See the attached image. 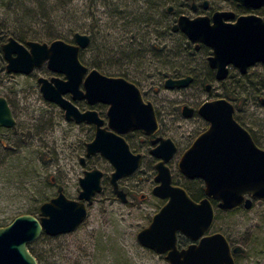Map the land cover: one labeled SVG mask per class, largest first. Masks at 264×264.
I'll return each instance as SVG.
<instances>
[{
    "label": "rangeland",
    "instance_id": "obj_1",
    "mask_svg": "<svg viewBox=\"0 0 264 264\" xmlns=\"http://www.w3.org/2000/svg\"><path fill=\"white\" fill-rule=\"evenodd\" d=\"M210 1L215 6L223 3ZM188 3L163 0L162 8L155 3L164 13L160 19L154 3L143 0H0V46L10 36L73 43L75 32L88 34L91 42L81 62L89 68L98 62L103 68L97 70L105 75L124 77L144 90L154 88L166 113V128L181 141L180 152L188 144L179 140L182 130L191 131L203 122L197 117L176 122L177 106L186 102L197 108L225 95L239 100V108L247 110L264 140V105L259 100L264 97V78L256 77L264 76V71L252 70L254 77L237 85L216 80L207 63L210 50H195L184 34L170 29L179 14L194 16ZM168 6L173 13L166 11ZM5 65L0 51V96L6 98L16 121L12 128H0V227L22 214L34 212L37 217L39 206L57 195L58 186L66 197L77 199L84 170L98 168L103 172L101 191L88 205L85 220L71 233L43 240L40 248L55 264H168L164 254H155L136 240L138 231L164 204L151 192L152 164L146 160L136 174L119 181L128 196L122 203L111 192L108 177L113 168L107 160L94 155L85 165L79 162L93 132L66 121L64 111L41 94L38 77L62 75L45 64L28 75L8 73ZM186 74L195 76L189 87H164L166 78ZM171 166L178 179L176 164ZM217 217L209 233L220 232L231 245L244 249L235 257L236 264H264V223H228L230 217ZM252 217L253 213L248 215ZM178 239L186 245V237L179 234Z\"/></svg>",
    "mask_w": 264,
    "mask_h": 264
},
{
    "label": "water",
    "instance_id": "obj_2",
    "mask_svg": "<svg viewBox=\"0 0 264 264\" xmlns=\"http://www.w3.org/2000/svg\"><path fill=\"white\" fill-rule=\"evenodd\" d=\"M235 1L247 7L264 4V0ZM171 8L168 7L169 10ZM228 17L229 14L224 12L194 18L181 14L171 27L172 32L181 31L190 42L201 43L211 49L207 63L215 70V78L219 81L226 77L229 64L245 72L248 66L256 62L264 63V21L251 15L239 17L235 23H227L224 20ZM73 38L74 43L54 39L49 43L27 40L23 44L10 36L1 45L5 70L28 75L45 64L50 71L63 75V79L40 76L37 81L43 98L63 109L66 121L101 123L98 119L90 118L96 115L95 112L81 113L72 101L64 98V94L69 93L73 100L86 98L91 104L99 101L108 103L109 126L118 133L133 129L150 132L151 128H155L152 107L142 101L135 84L121 76L102 74L96 68L88 69L80 61L79 54L80 50L89 46L90 37L75 32ZM192 80L190 75L168 77L164 87L183 89ZM82 82L84 93L79 88ZM208 88L209 85H206ZM182 113L189 116L191 109L185 106ZM198 113L210 122V127L183 153L178 169L187 178H201L205 183L206 197L197 203L182 187L172 184L166 161L175 148L172 142L165 140L151 150L154 156L161 158L155 164L154 181L157 184L152 192L167 200L152 216L150 223L138 231L136 240L141 247L158 255L164 254L168 264H236L233 254L242 253L244 249L235 246L231 250L226 237L220 232L207 234L214 218L208 197L218 199L219 207L223 209L240 205L244 192L264 199V150L256 149L246 131L238 127L233 120V105L224 98L204 101ZM15 125L6 98L0 96V127L11 128ZM236 132L239 135L234 138L232 134ZM233 149L238 150L235 161L226 158L227 151L232 156L230 151ZM85 151L86 156L99 153L112 164L114 170L110 184L116 198L122 203L127 202L126 193L119 188L118 181L139 169L140 155L130 153L118 134L101 128H97L94 138L86 143ZM83 161L84 158H80L81 164ZM234 163L240 167L236 173L229 170L226 176L225 166ZM101 176L99 169L85 170L79 178L81 189L77 199L66 197L62 187L58 186L57 195L39 206L37 217L22 214L0 227V264H38L28 249V243L36 241L42 233L55 237L75 231L87 216V205L101 191ZM233 188L240 190V194L231 193ZM248 202H245L246 206ZM178 234L191 243L179 249Z\"/></svg>",
    "mask_w": 264,
    "mask_h": 264
},
{
    "label": "flooded vegetation",
    "instance_id": "obj_3",
    "mask_svg": "<svg viewBox=\"0 0 264 264\" xmlns=\"http://www.w3.org/2000/svg\"><path fill=\"white\" fill-rule=\"evenodd\" d=\"M222 1H223V3L221 5L215 6L212 4V2L210 0H189L188 5H189V8L191 9V11L193 12L194 16L193 17H190L188 15L187 16L190 18H194L197 16H209V17H211L213 15V13H215V12H224V13L229 14V17L224 20L227 23H235L239 17L251 16V15L259 17L264 21V4L261 6H258V7H249V6L247 7V6H244L235 0H222ZM143 2L155 4V3H161V2H163V0H143ZM168 7L166 8V11L168 13H173V10H174L173 7L171 6L172 7L171 10H169ZM181 14H184V13H181ZM181 14H179V15H181ZM184 15H186V14H184ZM178 16H177V18H178ZM177 18L175 19L174 23L176 22ZM146 24H148V23L146 22ZM176 32L182 33L179 30ZM25 43H26V41H25ZM25 43H23V44H25ZM193 45H194L195 50L200 49L202 47H205L206 49L208 48L201 43L198 45L196 43H193ZM208 50H210V53H211V49L208 48ZM88 69H91V68L88 67ZM209 69L212 72L213 77L215 78V70L211 69L210 67H209ZM254 69H258V71H261V70L264 71V63L256 62V63L248 66L246 68L245 72H242L238 67H236L232 64H229V65H227L226 77L221 81L222 82L228 81V82H230V84H233V85L243 83V81L249 80L251 77H254L251 75V72ZM260 74L256 75V77H258L257 79L263 80L264 76L262 74L261 75ZM187 75H190V74H186V75L180 76V77H185ZM108 76H112V75H108ZM190 76H192V75H190ZM51 77H49V78H51ZM56 77H58V76H56ZM60 78L63 79L64 76L62 75V77H60ZM176 78H178V77H176ZM192 78H193V80H192L191 84H193L195 82V76H192ZM133 84H135V83H133ZM135 86L139 90L142 101L145 104H150L152 107V110H153V115H154V120L156 122V126H155V128H151L150 132H146L142 129H133V130H130V131L125 132V133H118L116 130H114V128H111L109 126V118L107 115V111L109 108L108 103H104V102L99 101V102H95V103L91 104L87 101L86 98L73 100L69 93L64 94V98L72 101V103L79 109V111L81 113H86L89 111H93L96 113V115L90 116V118L92 117V118L100 120L101 123L99 125L96 123V121H89L88 122L87 120H83L80 123H76V124H80V125L88 127L93 132L92 139L94 138V135L96 133L97 128H101V129H104L106 131H111L115 134H118L120 137L123 138V140L127 144L130 153H132L133 155H140V166L146 160H147L146 162H150L152 164V167L155 171V175H156L155 164L157 162H159L161 160V158L154 156L151 153V150L158 147L165 140H169L170 142H172L175 149H174L171 157L166 161V165L169 168L170 173H171L172 184L180 186L181 183H184V184H181L180 187H182L187 192V194L190 196V198L193 201L199 203L202 199H204L206 197L204 181L201 178H192V179L187 178L185 175H183L179 171L178 162H179L181 156L183 155V153L193 144L195 139L200 134L207 131L210 127V122L205 120L198 113V108L201 104L197 108H195L194 106H192L186 102H182L180 105L177 106L176 113H174L175 114V120H177L176 122H178V120L179 121L180 120L181 121H189V120L194 119L195 117L200 118V120L203 122L202 124H200V126L193 128L191 131H188L186 129L182 130V134L180 135L179 140H183V143H188V144L186 146V149H184L182 152H180L179 150L181 147V141H178L171 134L170 128H166V125H165L166 113L164 111L163 104H161V100L159 99L158 95L155 94V92H153L154 88L149 87L148 88L149 90H144L139 85L135 84ZM79 88L82 91V93L85 92L83 82L80 84ZM204 88L206 89V85L204 86ZM209 89H210V84H209V88L206 90L208 91ZM220 98H224L225 100H227L228 102H230L233 105V120L236 122V124L238 125L239 128H242L244 131H246V133L250 137L254 147L256 149H259V150H264V140H261L262 136L260 134V129H258L257 125H254V123L252 122L253 119L250 118L246 112L247 110L246 109L243 110V109L239 108L240 107L239 100H237V98H231L229 95H225V97H220ZM216 99H218V98H216ZM236 100H237V102H236ZM259 100L262 103V105H264V97L259 99ZM206 101H210V100H206ZM231 101H233V103ZM185 106L187 108L191 109V114L189 116H185L182 113V110ZM168 113H169V111H168ZM238 135H239L238 132L232 134V136L234 138H236ZM86 143H88V142H86ZM86 143H85V145H86ZM230 152L232 153L231 154L232 156H230L229 151H227L226 158L230 157L232 159L231 161H235L238 158V156L235 155L238 152V150L233 149ZM94 155L101 156L99 153H95V154H92L90 156H86V151H84V156L79 157V162H80V158H84L83 163L82 164L80 163V164L85 165L86 160L88 158H90L91 156H94ZM101 157L103 159L107 160L103 156H101ZM172 163L176 164V168H177L176 171L178 173L177 175L179 176V177H177L178 179H176V177H174L175 174L173 175L172 168H171ZM110 165L112 166L111 163H110ZM238 167H240V166L238 164H235V163L231 164V165H226L225 170H224L225 171L224 174L226 176H228L229 170L236 173L235 171H236V169H238ZM112 168H113V166H112ZM96 169H98V168H96ZM113 170H114V168H113ZM113 170H112V172H113ZM100 171L102 172V170H100ZM112 172L110 173V175L108 177V182H109V185L111 187V192L116 198V195L113 191V187L110 184V176H111ZM136 172L134 174H136ZM133 175H131V176H133ZM155 175H154V177H155ZM131 176H129V177H131ZM102 177H103V172H102L101 178ZM154 177H153V182L155 183L154 184V186H155L157 183L154 181ZM126 178H128V177H126ZM119 181H118V185H119ZM153 187H152V189H153ZM119 188L122 189L126 193V191L123 188H121L120 185H119ZM152 189H151V192H152ZM231 191H232L231 193H233V194H240V192H241L240 190H235L234 188L231 189ZM152 194H153V192H152ZM126 196H127V193H126ZM154 196L159 198V199L164 200V204H165L167 199L160 198L156 195H154ZM242 196H243L242 203L240 205H238L237 207H234L231 209L220 208L218 199L208 197V201H209L210 205L212 206L213 214H214L212 224L217 222V220H218L217 215H219V214L230 217L231 219H230V222H228V223H264V199L255 198V197L251 196V194L248 192H244L242 194ZM127 200H128V196H127ZM247 201H249L248 206H246V204H245V202H247ZM87 207H88V205H87ZM251 213H253V217L249 219L248 215ZM233 216H235V217L233 218ZM211 227H212V225H211ZM211 227H210V229H211ZM209 230H208L207 234L215 233V232L209 233L210 232ZM186 240H187L186 245H182L183 242H181L177 236V246L179 249H182L191 243L190 240H188V239H186ZM228 243H229L230 248L232 250L233 247H235V245H231L229 241H228ZM243 253L244 252L233 254L234 261H235V257L237 255H240ZM235 263H236V261H235Z\"/></svg>",
    "mask_w": 264,
    "mask_h": 264
},
{
    "label": "trees",
    "instance_id": "obj_4",
    "mask_svg": "<svg viewBox=\"0 0 264 264\" xmlns=\"http://www.w3.org/2000/svg\"><path fill=\"white\" fill-rule=\"evenodd\" d=\"M162 3L160 4L161 8H162ZM157 5L155 4H152V7L156 10L157 14L159 15L160 19L162 18V15L164 13H162V10L161 8L157 7ZM160 10H161V13H160ZM90 37V36H89ZM17 39L19 41H26L23 37H20ZM91 40V38H90ZM91 42V41H90ZM0 51H1V46H0ZM84 49L80 51V61H85L84 60ZM91 65L93 66V68H96V69H102L103 67L101 65L98 64V62H95L93 61L91 63ZM113 74V73H112ZM111 74V75H112ZM175 75V74H174ZM177 75V74H176ZM113 76V75H112ZM38 213V212H37ZM34 214V212H32V215ZM53 238L52 237H49L48 235L42 233L41 236L36 240V241H33L31 243H28V249L29 251L32 253V255H34V257L37 259L38 261V264H55V262H53L54 259H51L50 257V254H48L49 252H46V251H43L41 248H40V243H42L43 240H48L49 242L52 240ZM57 239V238H56ZM53 252V251H52ZM54 253V252H53ZM62 253V252H61ZM61 264V263H59Z\"/></svg>",
    "mask_w": 264,
    "mask_h": 264
}]
</instances>
